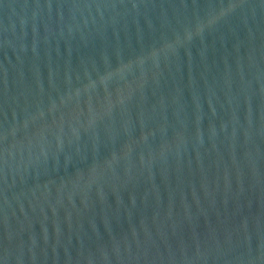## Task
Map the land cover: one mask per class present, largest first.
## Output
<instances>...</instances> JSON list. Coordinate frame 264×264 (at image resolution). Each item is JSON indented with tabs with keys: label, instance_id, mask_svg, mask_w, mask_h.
<instances>
[{
	"label": "water",
	"instance_id": "obj_1",
	"mask_svg": "<svg viewBox=\"0 0 264 264\" xmlns=\"http://www.w3.org/2000/svg\"><path fill=\"white\" fill-rule=\"evenodd\" d=\"M0 264H264V0H0Z\"/></svg>",
	"mask_w": 264,
	"mask_h": 264
}]
</instances>
